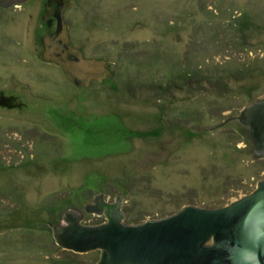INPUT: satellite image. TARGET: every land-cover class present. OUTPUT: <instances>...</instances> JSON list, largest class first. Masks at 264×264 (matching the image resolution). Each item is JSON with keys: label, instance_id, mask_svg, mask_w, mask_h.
Returning a JSON list of instances; mask_svg holds the SVG:
<instances>
[{"label": "rangeland", "instance_id": "374dc122", "mask_svg": "<svg viewBox=\"0 0 264 264\" xmlns=\"http://www.w3.org/2000/svg\"><path fill=\"white\" fill-rule=\"evenodd\" d=\"M45 1L0 10V88L27 105L0 109V264H97L53 226L99 194L137 225L256 190L264 157L222 124L264 97V0H69L75 46L115 74L89 87L44 63Z\"/></svg>", "mask_w": 264, "mask_h": 264}, {"label": "water", "instance_id": "95a60500", "mask_svg": "<svg viewBox=\"0 0 264 264\" xmlns=\"http://www.w3.org/2000/svg\"><path fill=\"white\" fill-rule=\"evenodd\" d=\"M25 1L0 0V7ZM41 43L42 58L57 64L76 87H89L115 76L107 61L86 58L69 44L64 23L57 33L45 34ZM234 120L249 129L254 153L264 157V97L222 125ZM121 206V197L112 203L99 194L84 212L67 211L64 222L53 226L57 245L80 254L99 251L97 264H264V180L251 194L227 206L190 205L169 217L137 225L125 222ZM85 214L104 216L107 221L87 225Z\"/></svg>", "mask_w": 264, "mask_h": 264}, {"label": "flooded vegetation", "instance_id": "af4514ba", "mask_svg": "<svg viewBox=\"0 0 264 264\" xmlns=\"http://www.w3.org/2000/svg\"><path fill=\"white\" fill-rule=\"evenodd\" d=\"M26 1H28V0H26ZM23 3H17V4L10 6V7H0V10L14 9V8L19 7V5H22ZM68 4H69V0H61L60 3H57V2L50 3L48 0H46L44 2V5L41 8L42 11L39 15V19L37 22L38 27H37L36 35L38 36V40L40 42V45L42 46L41 38L45 34L53 35V34L57 33L58 31H60L62 23H64L66 25V29H67V32L69 35V44L72 47L80 50L82 52L83 56L86 57L84 52L80 48L75 46V44H74L73 36H72L71 30H70V24L67 21V18L65 16V11L68 7ZM86 58H88V57H86ZM43 61H44V63H52V62H47L45 60H43ZM53 64H55V63H53ZM26 107H27V105L24 103V101L21 99V97L18 96L16 93H11L5 89L0 88V109H10V108L23 109ZM85 216H86V214H85Z\"/></svg>", "mask_w": 264, "mask_h": 264}, {"label": "trees", "instance_id": "16d2710c", "mask_svg": "<svg viewBox=\"0 0 264 264\" xmlns=\"http://www.w3.org/2000/svg\"><path fill=\"white\" fill-rule=\"evenodd\" d=\"M192 75V74H191ZM245 130H246V135L248 136V137H250V134H249V129L248 128H246L245 127ZM125 214L127 215L126 217H127V219H130L131 220V218H130V216H128V214L125 212ZM133 221H135L134 219H132Z\"/></svg>", "mask_w": 264, "mask_h": 264}]
</instances>
